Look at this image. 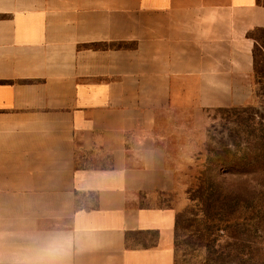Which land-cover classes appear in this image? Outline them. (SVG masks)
Instances as JSON below:
<instances>
[{
    "label": "crops",
    "instance_id": "crops-1",
    "mask_svg": "<svg viewBox=\"0 0 264 264\" xmlns=\"http://www.w3.org/2000/svg\"><path fill=\"white\" fill-rule=\"evenodd\" d=\"M263 0H0V264H176L169 110L249 101Z\"/></svg>",
    "mask_w": 264,
    "mask_h": 264
},
{
    "label": "rangeland",
    "instance_id": "rangeland-1",
    "mask_svg": "<svg viewBox=\"0 0 264 264\" xmlns=\"http://www.w3.org/2000/svg\"><path fill=\"white\" fill-rule=\"evenodd\" d=\"M253 35L249 101L156 125L176 188L152 203L176 210V264H264V28Z\"/></svg>",
    "mask_w": 264,
    "mask_h": 264
}]
</instances>
